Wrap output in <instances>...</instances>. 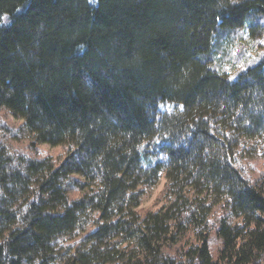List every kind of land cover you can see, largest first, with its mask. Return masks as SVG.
<instances>
[{
    "label": "trees",
    "instance_id": "trees-1",
    "mask_svg": "<svg viewBox=\"0 0 264 264\" xmlns=\"http://www.w3.org/2000/svg\"><path fill=\"white\" fill-rule=\"evenodd\" d=\"M262 41L264 0H0V264H264Z\"/></svg>",
    "mask_w": 264,
    "mask_h": 264
},
{
    "label": "rangeland",
    "instance_id": "rangeland-1",
    "mask_svg": "<svg viewBox=\"0 0 264 264\" xmlns=\"http://www.w3.org/2000/svg\"><path fill=\"white\" fill-rule=\"evenodd\" d=\"M42 151L43 152H46L47 151H50L48 150L46 147H42ZM161 187H162V182L160 183V185L155 189V191L153 192L152 196L150 197V199H148L143 205L142 207L143 208H158L160 207V204L159 203H154L156 201V198H157V195L159 193V191L161 190ZM155 204V205H154Z\"/></svg>",
    "mask_w": 264,
    "mask_h": 264
},
{
    "label": "snow or ice",
    "instance_id": "snow-or-ice-1",
    "mask_svg": "<svg viewBox=\"0 0 264 264\" xmlns=\"http://www.w3.org/2000/svg\"><path fill=\"white\" fill-rule=\"evenodd\" d=\"M261 43H264V41H262Z\"/></svg>",
    "mask_w": 264,
    "mask_h": 264
}]
</instances>
